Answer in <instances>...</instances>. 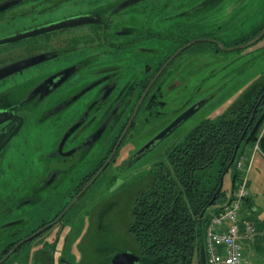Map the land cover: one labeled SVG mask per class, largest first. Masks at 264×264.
<instances>
[{
    "label": "flooded vegetation",
    "instance_id": "af4514ba",
    "mask_svg": "<svg viewBox=\"0 0 264 264\" xmlns=\"http://www.w3.org/2000/svg\"><path fill=\"white\" fill-rule=\"evenodd\" d=\"M14 1L0 15L24 2L0 0V6ZM82 1L89 9L72 18L86 17L85 23L6 44L28 40L19 55L10 56L15 48L0 51V68L36 61L0 84L37 68L26 88L0 85V139L16 130L0 150V264H121L113 260L125 252L139 257L135 264H147L130 233L132 220L127 221L143 175L129 179L126 171L153 151L162 140L151 141L190 107L208 102L197 101L195 93L181 102L171 96L193 82L196 59L212 53L225 57L247 45L240 39L224 43L232 37L222 28L245 12L240 7L249 0ZM221 8L226 17L218 21L215 11ZM207 17L216 29L210 30ZM68 29L67 49H52L47 37ZM54 60L68 62L48 72L40 67ZM152 127L156 132L135 144ZM44 136L48 145L39 142ZM13 152L24 172L28 162L41 165L42 174L33 182L28 174L20 180L29 183L24 194H16L15 186L1 192L2 181L17 177L18 171L6 173L13 172V163L6 166ZM101 193L106 196L100 198Z\"/></svg>",
    "mask_w": 264,
    "mask_h": 264
},
{
    "label": "rangeland",
    "instance_id": "374dc122",
    "mask_svg": "<svg viewBox=\"0 0 264 264\" xmlns=\"http://www.w3.org/2000/svg\"><path fill=\"white\" fill-rule=\"evenodd\" d=\"M252 1L253 0H249L246 4L240 7V11L242 10L245 12H241L240 17L237 19L235 18L232 24L226 26L224 25L225 23H223L222 31L225 35L232 37L230 40H224V43H228L235 39L242 40L244 38L241 37L243 34H248L255 27L263 25L264 0H255L254 2ZM82 2V0H24L23 3L0 15V39L16 36L20 33L30 31L34 27L48 26L64 21L65 19L72 18L85 9V5H83ZM229 8V6L225 7V9ZM88 9L89 8L85 10ZM218 9L215 12L218 15V21H220L221 17L226 16L222 8V11ZM207 18L208 19H206V22L211 21L210 30L216 29L217 26L215 24L217 23H215V21L213 22V18ZM70 30L71 29L65 30L62 33H53L47 37L48 40H50L52 49L57 48L60 49V51L67 49V45L63 37H65V35H69L71 33ZM73 31L76 30L74 29ZM72 35H74V32H72ZM28 43V40H25L17 44L0 45V51L15 48L14 51H11L10 56L19 55L22 54L20 53V50L25 48ZM155 46H159L156 47L159 50L163 49V46L161 45ZM225 55V57H222L212 53V55H203L196 59L195 62L199 64H196L195 69H193V72L196 75L193 82H190L191 84L188 86L186 91H184L182 88L175 89L171 96L172 98L177 99L178 102H181V100H183L188 93H190V95L191 93H195L198 94L196 96L197 101L208 98V102L203 105L172 135L165 137V139H163L153 151L151 150L144 159L127 170L125 174L126 177L131 179L138 177L141 174L145 175V173L148 172L150 167L153 165L154 161L164 159L167 152L174 146L183 143L188 133L191 132L201 122L207 119L215 120L229 113L234 107L237 106L238 103L241 104L249 97L255 86H259L264 82V38L257 41L255 44L244 48L242 52L234 51ZM240 56L242 58L235 62V60ZM70 57L72 58V55H70L69 58ZM68 60H54L53 62L47 63L46 65L44 64L40 67H43L44 72H48L50 70L56 69L60 65L65 66ZM222 60L223 62L220 65L218 62ZM226 63L229 64L227 68H221L222 65H225ZM36 70L37 68H32L30 70H26L23 74L13 75L7 80V83H2L0 85H3L6 88H15L17 91L21 87L26 88L27 84L31 80L29 78L31 76L30 72H35ZM179 75L180 79H185L183 73H180ZM69 113L66 115H69ZM66 126L67 124L64 127ZM64 127L61 128L63 129ZM262 129H264V126ZM156 130V127H152L148 131L145 129L143 132V137L138 138L135 144L143 142L145 138L150 137L151 134L156 132ZM60 134L61 133H58L57 137H59ZM29 137L30 141H37L34 138V135H30ZM39 142L48 145L50 138L47 136L41 137V141ZM131 147L132 145L127 148L130 149ZM15 152L9 153V157L6 161V166H8V163H10V166L13 163V172L11 173L10 169H7L6 173L15 174L18 171L17 177L16 175H14L15 177L12 175L11 177H8L2 181L1 192H6L5 190L8 188H10V192L15 186V188L18 187L16 194H24L26 193L24 188L29 183L22 184L24 179L21 182L20 180L28 174L32 175L30 178L33 182V180L38 177V174H42L41 165L39 166V162L37 161H31L30 163H27V169L25 172L24 170L26 167H22L20 170L18 166L19 158H14V156H16ZM247 180L251 197V207H247V209L250 208L248 220L255 224L256 232L253 241L244 240L243 244L247 252L248 264H264V158L260 154L257 158V161L253 163V166L248 173ZM110 184L111 183H107V190L104 193H107L110 188ZM105 185L106 183L102 185L103 188L106 187ZM223 189L225 191L226 197H230L232 195L233 170L229 171L223 179ZM105 196L106 195L102 194L99 197L101 198ZM132 198L133 193L129 201L130 203ZM221 204L222 202L217 203L210 210L217 208ZM115 220H117L116 215ZM130 220H132L131 208H129L127 215V221ZM118 233L121 232L118 231L116 234ZM128 235L131 236L129 232ZM3 247L4 244L0 241V252ZM192 264H199L197 258L194 259Z\"/></svg>",
    "mask_w": 264,
    "mask_h": 264
},
{
    "label": "trees",
    "instance_id": "16d2710c",
    "mask_svg": "<svg viewBox=\"0 0 264 264\" xmlns=\"http://www.w3.org/2000/svg\"><path fill=\"white\" fill-rule=\"evenodd\" d=\"M263 30L264 24L239 43L248 44ZM263 126L264 82L229 113L201 122L142 176L130 233L147 264H192L195 258L200 264L209 210L226 200L223 187L219 191L222 178L233 170L234 189L244 146L259 141L264 154Z\"/></svg>",
    "mask_w": 264,
    "mask_h": 264
},
{
    "label": "built area",
    "instance_id": "2783aa9c",
    "mask_svg": "<svg viewBox=\"0 0 264 264\" xmlns=\"http://www.w3.org/2000/svg\"><path fill=\"white\" fill-rule=\"evenodd\" d=\"M254 150H260L259 141ZM251 165L252 159L246 156L237 160L239 176L232 197L209 217L204 241L207 264H248L243 242L252 240L256 232L255 224L243 212L244 203L249 197L247 171Z\"/></svg>",
    "mask_w": 264,
    "mask_h": 264
},
{
    "label": "water",
    "instance_id": "95a60500",
    "mask_svg": "<svg viewBox=\"0 0 264 264\" xmlns=\"http://www.w3.org/2000/svg\"><path fill=\"white\" fill-rule=\"evenodd\" d=\"M14 4H15V1L5 3V4L0 6V11L9 8L10 6H13ZM85 20H87L86 17H76V18L66 19V20L58 22V23H54V24H51L48 26H43V27L36 28L34 30H31V31L20 33L16 36H12V37L5 38V39H0V45L19 41V40L26 39L29 37H33V36L40 35V34H45L47 32H52V31H56V30L67 29L70 27L78 26L80 24L85 23ZM263 37H264V30L255 40L251 41L250 43H248L247 45H245L243 47H249V46L255 44L260 39H262ZM35 63H36V61L31 58V59H26V60H23L20 62L12 63L10 65L3 67V68H0V79L6 77L8 75H11L13 73H16L18 71H22L24 68H27V67L35 64ZM205 104H206V100H203L201 102L194 104L185 113H183L178 119H176L170 126H168L164 131H162L155 139H153L151 141V143H154L156 140H163L165 137H167V135L169 133L173 132V130L176 129V127H178L179 125L182 124L183 121H186L189 117L194 115ZM3 122L4 121H0V125ZM19 126L20 125H18V127ZM10 128H12V127H10ZM76 128H77V126L74 127L70 131V133L73 132ZM15 133H16V130L13 132L7 133L3 138L0 139V150L6 145L8 140ZM238 149H239V147L236 148L232 163L236 159ZM222 187H223V178H222V182H221V186H220L219 191L222 189ZM116 260L118 262H120L121 264H123V263L135 264V262L139 261V257L132 254V253L125 252V253L117 254L113 261H115V263H116L117 262ZM200 264H207L204 241L202 242L201 247H200Z\"/></svg>",
    "mask_w": 264,
    "mask_h": 264
},
{
    "label": "crops",
    "instance_id": "0c3cea01",
    "mask_svg": "<svg viewBox=\"0 0 264 264\" xmlns=\"http://www.w3.org/2000/svg\"><path fill=\"white\" fill-rule=\"evenodd\" d=\"M263 134H264V129L261 130L259 136L261 137ZM257 152H258V153H257ZM257 152H255V150H254V146L247 145V146H244V147H243V150H242V152H241V155H242V156H246L247 159H250V158H251V159H252V162L254 163V162L257 161V158H258L259 154L264 158V154H263V153H261V152H259V151H257ZM253 163H252V166H253ZM248 173H249V170L247 171V174H248ZM227 198L229 199L230 197H227ZM250 205H251V197L248 198V200H247V202H246V204H245V207H251ZM220 206L222 207V205H220ZM220 206H218V207L215 208V209L210 210V211H209L210 214H215V213L220 209ZM249 209H250V208L245 209L244 214H245V213L248 214V213H249ZM249 215H250V213H249ZM244 217H245V216H244ZM244 217L242 216V219H245ZM252 241H253V240H252ZM249 244H250V243H249Z\"/></svg>",
    "mask_w": 264,
    "mask_h": 264
}]
</instances>
